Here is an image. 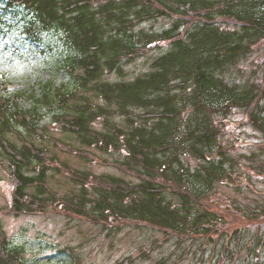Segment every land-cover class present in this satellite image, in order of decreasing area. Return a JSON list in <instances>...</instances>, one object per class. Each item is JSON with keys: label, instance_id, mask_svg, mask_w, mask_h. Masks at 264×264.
I'll use <instances>...</instances> for the list:
<instances>
[{"label": "trees", "instance_id": "1", "mask_svg": "<svg viewBox=\"0 0 264 264\" xmlns=\"http://www.w3.org/2000/svg\"><path fill=\"white\" fill-rule=\"evenodd\" d=\"M0 8V30L12 27L20 45L56 38L68 76L64 89L34 98L51 110L43 125L20 106L23 91L0 92L11 212L43 211L52 199L50 141L82 158L117 157L136 178L62 165L74 189L60 207L106 235L139 222L176 241L171 264H264V192L252 206L226 200L220 209L215 200L240 176L251 189V176L264 178L253 159L241 172L245 155L221 143L222 119L234 110L264 141V0H0ZM227 211L246 223L232 228ZM21 254L0 226V264H21Z\"/></svg>", "mask_w": 264, "mask_h": 264}, {"label": "rangeland", "instance_id": "2", "mask_svg": "<svg viewBox=\"0 0 264 264\" xmlns=\"http://www.w3.org/2000/svg\"><path fill=\"white\" fill-rule=\"evenodd\" d=\"M6 24L10 26V23ZM10 28L0 30V92L14 89L23 91L18 101L20 106L30 111L32 120L46 124L51 110H47L45 105L36 109L34 98L47 88V92L54 95L57 87L64 89L68 86L67 71L58 57L60 43L56 38L48 39L46 36L47 41L43 46H23L17 41V31ZM262 53H258L255 62L262 60ZM3 83L6 87H3ZM218 120L220 118L216 122ZM222 121L221 131L224 133L221 143L231 146L237 156L245 155L240 156V171H244L247 164L251 166L249 162L253 159L264 174V141L248 124L245 115L234 110ZM51 132L54 138H61L56 129ZM69 143L73 144L72 141ZM46 144L48 157L53 158V162L49 163L53 172L48 173L46 181L52 199L42 207L43 211L11 212L13 184L7 168L0 164V226L10 246L21 248V264H160L163 258L174 252L176 241L166 239L165 234L154 226L132 221L120 222L117 224L118 232L106 235L101 224L61 208L58 199L74 189L63 164L97 176L109 174L129 182H135L136 178L117 167L114 161L117 157L93 152V155L88 153L83 159L65 147H52L50 141ZM251 172L254 173L252 168ZM240 178L234 183L239 187H219L215 200L219 202L220 209L225 208L226 200L250 206L255 198L260 200L256 193L264 192V178L251 176L254 183L252 189L246 185L243 177ZM225 216L231 218L232 228L246 223L245 220L240 223L228 211ZM180 252L176 248L174 255L164 264H171ZM188 259L178 264H190Z\"/></svg>", "mask_w": 264, "mask_h": 264}]
</instances>
